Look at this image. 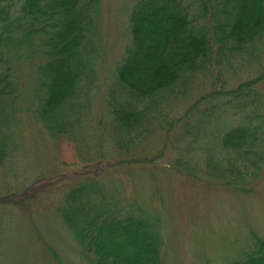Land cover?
<instances>
[{
    "label": "trees",
    "instance_id": "16d2710c",
    "mask_svg": "<svg viewBox=\"0 0 264 264\" xmlns=\"http://www.w3.org/2000/svg\"><path fill=\"white\" fill-rule=\"evenodd\" d=\"M99 4L0 0V164L16 150L13 107L19 83L13 76L22 60L36 63L28 102L37 122L51 139L81 140L78 133L88 116L102 55ZM129 29L123 56L110 68L105 95L106 132L117 153L129 156L119 164L161 160L162 150L134 155L145 140L160 134L177 152L170 165L175 172L246 191L264 172V0H139ZM221 59L232 61L227 62L231 74L246 72L245 79L219 88L214 84L207 94L192 96L194 85L222 67ZM180 99L189 101L188 107L170 118V102ZM177 124V143H167ZM118 193L96 176L69 187L59 213L85 259L92 264H161L160 222L138 199L119 200ZM256 249L240 264H264V241Z\"/></svg>",
    "mask_w": 264,
    "mask_h": 264
},
{
    "label": "rangeland",
    "instance_id": "374dc122",
    "mask_svg": "<svg viewBox=\"0 0 264 264\" xmlns=\"http://www.w3.org/2000/svg\"><path fill=\"white\" fill-rule=\"evenodd\" d=\"M138 1L100 0L97 33L102 55L78 144L66 137L51 139L37 122L28 102L36 63H16L17 126L12 130L16 150L0 164V264H92L59 210L70 186L95 176L110 191L116 186L119 200L138 199L160 222L161 264H240L256 252L259 240L264 241V172L246 191L188 178L170 168L177 152L160 134L145 140L134 155L151 156L162 150L161 160L153 165L119 164L129 156L117 153L106 132L110 119L105 95L110 68L130 39L129 17ZM261 56L264 59V52ZM220 62L222 67L212 72V78L204 77L193 86L192 96L207 94L214 84L219 88L245 79L246 72L231 74L227 62L232 61ZM260 89L264 92V83ZM188 102H170V118L181 115ZM180 128L177 124L167 143H177Z\"/></svg>",
    "mask_w": 264,
    "mask_h": 264
}]
</instances>
